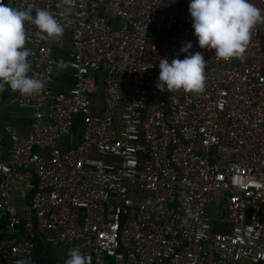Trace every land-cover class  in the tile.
<instances>
[{"label":"built area","instance_id":"1","mask_svg":"<svg viewBox=\"0 0 264 264\" xmlns=\"http://www.w3.org/2000/svg\"><path fill=\"white\" fill-rule=\"evenodd\" d=\"M3 3L65 30L41 39L26 24L44 88L0 92L27 121L26 134L0 127V264H33L36 236L65 247L54 264L73 248L89 264H264V23L225 61L198 47L189 0ZM188 41L207 61L204 91L161 93L159 61Z\"/></svg>","mask_w":264,"mask_h":264},{"label":"clouds","instance_id":"2","mask_svg":"<svg viewBox=\"0 0 264 264\" xmlns=\"http://www.w3.org/2000/svg\"><path fill=\"white\" fill-rule=\"evenodd\" d=\"M63 3L71 7L73 0H63ZM188 11L198 47L214 50V55L225 61L243 60L253 29L264 23V10L251 0H189ZM26 24L35 26L41 39H56L65 30L47 10L31 4L14 8L0 0V92L7 85L22 96H32L44 88L43 81L30 74L32 50L26 47ZM192 47L191 41L181 47L180 52L186 53L183 59L161 58L155 85L161 93L181 89L196 94L204 91L207 61L201 51L190 52ZM17 264L28 262L18 260ZM65 264H89V257L73 248Z\"/></svg>","mask_w":264,"mask_h":264},{"label":"crops","instance_id":"3","mask_svg":"<svg viewBox=\"0 0 264 264\" xmlns=\"http://www.w3.org/2000/svg\"><path fill=\"white\" fill-rule=\"evenodd\" d=\"M66 48L67 49L69 48L68 45L66 46ZM66 63L67 62H65V65H64L65 67H66ZM69 86H70V80L68 77V71L66 70V68H64L63 70L59 71L55 76V88H57V90H66L69 88ZM5 102L3 103V104H5V108H1V106H0V127L3 125V123H6V122L12 120L14 123H17V122L21 123L22 127L18 131L21 134H26V132H27V121L21 120V118L25 114V112L20 110V111L13 113V111H12L13 108L11 106L12 98L10 96L7 97ZM7 109L11 110L10 112H12V113L7 111Z\"/></svg>","mask_w":264,"mask_h":264},{"label":"trees","instance_id":"4","mask_svg":"<svg viewBox=\"0 0 264 264\" xmlns=\"http://www.w3.org/2000/svg\"><path fill=\"white\" fill-rule=\"evenodd\" d=\"M7 92L4 94V99L0 103L2 105L7 99ZM34 254L33 264H54L56 261H60L61 254L64 253L65 247H52L47 245L38 236L33 240Z\"/></svg>","mask_w":264,"mask_h":264},{"label":"rangeland","instance_id":"5","mask_svg":"<svg viewBox=\"0 0 264 264\" xmlns=\"http://www.w3.org/2000/svg\"><path fill=\"white\" fill-rule=\"evenodd\" d=\"M6 103V102H5ZM1 106V108H5V104H2V105H0ZM7 111H11V110H9V109H7ZM10 113H12V112H10ZM219 216V213L218 212H216V211H213V209L211 210V217L214 219V221H213V224H214V229L216 228V221H215V219L217 218Z\"/></svg>","mask_w":264,"mask_h":264}]
</instances>
